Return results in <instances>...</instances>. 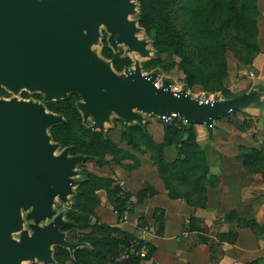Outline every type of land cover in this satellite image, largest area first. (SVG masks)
I'll return each instance as SVG.
<instances>
[{
  "label": "water",
  "instance_id": "95a60500",
  "mask_svg": "<svg viewBox=\"0 0 264 264\" xmlns=\"http://www.w3.org/2000/svg\"><path fill=\"white\" fill-rule=\"evenodd\" d=\"M136 7L134 0H0V87L14 95L41 93L46 103L77 93L84 123L102 134L113 117L127 128L154 116L167 126L174 118L185 128L202 125L212 140L219 120L264 106L256 87L230 99L176 91L157 71L146 74L138 60L118 73L94 48L104 28L115 52L124 45L150 58L148 42L138 39L140 28L130 20ZM63 123L43 104L0 99V264H56L54 248L73 258L87 246L68 240L65 229L73 223L55 208L76 194L84 182L78 167L91 160L71 156L69 148L56 154L61 146L49 131Z\"/></svg>",
  "mask_w": 264,
  "mask_h": 264
},
{
  "label": "rangeland",
  "instance_id": "374dc122",
  "mask_svg": "<svg viewBox=\"0 0 264 264\" xmlns=\"http://www.w3.org/2000/svg\"><path fill=\"white\" fill-rule=\"evenodd\" d=\"M134 2L137 4V12L130 17V20L135 21L140 28L137 33L138 39L148 42L147 48L151 51V57L142 58L136 53H128V48L124 45L119 46L115 52L109 45V34L104 28H101L100 44L94 48L99 56L117 64L118 73L134 68L138 60L146 74L157 71L160 74V81L171 80L176 91L183 88L196 97L208 96L220 99H230L248 90L253 84V79L257 76L255 61L262 46L258 40L257 0H134ZM4 90L6 92L0 91V99L16 97L19 100L47 105L41 93L23 91L14 95ZM148 118L150 124L155 122L159 128L164 129L162 144H158L152 136L153 142L162 149L166 165L164 168L161 169L159 161L162 155L157 151L152 152L145 142L135 148V141L129 136L125 137L123 122L113 117L104 137L96 138L89 135L86 139L85 136H79L75 142L80 150L97 156V159L89 160L78 167L80 178L85 180L94 176L99 177L98 175L101 176L99 170L104 169L105 173L111 176L108 179L112 181V187H115L112 178L116 167L122 168L127 173L139 170L140 159L137 156L147 154L157 175L161 177L164 169L166 171L170 169L168 178L173 179L176 177L173 170L175 171L179 158L176 141L183 138L189 142L191 162L200 160L201 173L204 171L202 160L205 158L206 144L204 147L201 145L204 141L199 135L200 129L197 131L192 128L190 134L181 137L178 130L183 128L182 122L174 118L172 123L176 134L169 135L166 140V123L154 116ZM89 125L91 122L88 123ZM75 133L79 134V130H75ZM170 140L172 143H168ZM63 150L61 146L56 154L59 155ZM130 150L133 152L130 153ZM78 190L79 188L76 189L74 196L69 197L68 204L57 201L55 207L58 213L62 211L65 213L66 220L76 221L79 225V227L71 225L65 229L68 240L74 243H78L81 239L93 242L105 241L108 237L107 233L92 235V230L84 229L86 223L93 225L96 222L93 221L94 216L83 207L76 205L75 197ZM92 193L94 194V191ZM88 204L91 206L94 201H89ZM24 216L26 217V213ZM25 228H28L27 221ZM13 238L19 239L20 234H14ZM84 249L90 248L85 246ZM91 255L83 253L81 258L85 263L93 264ZM53 257L63 264L69 261V256L57 247L54 248ZM129 260L123 263H117L115 260V263L131 264ZM25 264L43 263L33 261Z\"/></svg>",
  "mask_w": 264,
  "mask_h": 264
},
{
  "label": "crops",
  "instance_id": "0c3cea01",
  "mask_svg": "<svg viewBox=\"0 0 264 264\" xmlns=\"http://www.w3.org/2000/svg\"><path fill=\"white\" fill-rule=\"evenodd\" d=\"M257 8L262 45L255 61L257 76L238 94L255 87L264 93V0H257ZM149 122L146 117L148 133L162 144L164 129ZM216 124L212 140L204 126H192L201 131V145L206 144L209 172L191 202L170 196L147 154L137 156L139 170H114L115 187L133 202L131 206L129 200L132 212L125 221L119 220L106 192H96L93 221L140 236L152 249L139 264H264V106L231 113ZM105 172L100 169L98 176L110 179ZM149 189L154 194L139 200L138 194ZM139 218L149 228L143 235Z\"/></svg>",
  "mask_w": 264,
  "mask_h": 264
},
{
  "label": "trees",
  "instance_id": "16d2710c",
  "mask_svg": "<svg viewBox=\"0 0 264 264\" xmlns=\"http://www.w3.org/2000/svg\"><path fill=\"white\" fill-rule=\"evenodd\" d=\"M143 1V0H142ZM234 1V0H232ZM108 56V55H107ZM106 56V57H107ZM109 58V57H108ZM108 60V59H107ZM114 69L116 70V65L112 62ZM117 71V70H116ZM118 72V71H117ZM0 91H5L0 87ZM6 92V91H5ZM234 97V96H233ZM77 99V100H76ZM81 102V97L77 93H73L69 96L67 100L60 102H49L46 105L48 111L62 115L65 119V123L56 125L52 127L49 131L52 141L54 143L60 144L63 149L69 148L71 156H87L90 157L91 160L97 159L96 155L87 153L83 150H80L78 146L75 144L79 136H85L88 139L89 135L91 137H104L105 134L100 132L93 131L88 123L85 124L83 121V117L81 112L78 109V103ZM182 129L178 130L180 132L179 135L181 137L185 136V134H190L192 127L185 128L182 123ZM79 130V134L75 133V130ZM67 133V134H66ZM166 140L169 135L176 134L174 129V123L171 125H166ZM66 134V135H65ZM125 137L129 136L131 140L134 142V147L138 148L140 143L145 142V145L152 151L158 152L161 157H159L161 169L166 165L164 163L162 149L158 144L156 145L153 142L152 136L148 133L146 125L141 126L139 124L131 125L127 128L124 127ZM135 135V136H134ZM178 135V134H177ZM90 137V138H91ZM68 139V141H65ZM92 139V138H91ZM145 140V141H144ZM172 143V140L170 142ZM176 144L178 146V161L176 162V169L173 172L175 173V178L170 179L169 173L170 169L166 171L165 169L162 171L161 179L163 180L166 189L168 190L170 196L174 199L176 198H185L188 201H192L194 194L202 189L200 188V184L203 183L204 179H207L209 168L207 163V158H203V172L199 167L200 160H193L191 162L190 154L188 150L189 142L184 138L181 140H177ZM166 172V173H163ZM167 175V177L165 176ZM84 180V179H83ZM97 190H105L108 196L109 201L113 205L118 213L122 214L125 210L127 204H129V200L131 201V196L125 195V197L121 196L122 190L119 186L112 187V181L109 179L99 178V177H90L89 179H85L83 184L79 187L77 191V195L75 197V203L79 207H83L91 216H95L94 209L96 205L99 203L98 197L96 195ZM203 190V189H202ZM94 191V194L92 193ZM153 191L144 190L138 194L139 200H143L148 195H153ZM86 201V202H85ZM89 201L93 202L91 206L88 204ZM130 205H133L131 201ZM132 212V208H131ZM71 222V221H70ZM74 222V223H73ZM72 225L79 227L76 221H72ZM84 229L92 230L91 234H103L107 233L108 237L104 240H98L97 242H93L92 240H82L78 241V243H84L89 246L90 249L81 248L75 251L74 256L72 258L71 253L67 249L59 248L64 253H66L69 257V261H73L74 264H87L82 260L81 255L83 253L92 254L91 261L96 264H109L115 263L116 258L121 254L123 249L130 245V243L136 239V237L131 236L127 233H123L121 230L117 228H112L108 225L101 224L96 222L93 225H89V222L84 225ZM112 236V237H109ZM87 251V252H86ZM152 253V249H151ZM142 259L139 258H131L128 262L131 264H139ZM57 264H63L58 259L55 260ZM116 264V263H115Z\"/></svg>",
  "mask_w": 264,
  "mask_h": 264
},
{
  "label": "built area",
  "instance_id": "2783aa9c",
  "mask_svg": "<svg viewBox=\"0 0 264 264\" xmlns=\"http://www.w3.org/2000/svg\"><path fill=\"white\" fill-rule=\"evenodd\" d=\"M163 122H165V121H163ZM121 185H123V183ZM124 194L125 193L122 190L121 196L124 197L125 196ZM116 212L119 216V220L121 222H123L127 219L129 214L131 213V206L129 204H127V206L125 207V210L122 214L118 213V211H116ZM138 229L140 231V234H142V235L144 233H146V231L149 230L146 222H144L142 220V218H139V220H138ZM150 255H151V248L142 239V237L139 236V237H136V239L133 240L130 243V245L126 246L123 249L121 254L116 258V262L117 263H123V261L129 260L131 258L147 259L150 257Z\"/></svg>",
  "mask_w": 264,
  "mask_h": 264
},
{
  "label": "bare ground",
  "instance_id": "6f19581e",
  "mask_svg": "<svg viewBox=\"0 0 264 264\" xmlns=\"http://www.w3.org/2000/svg\"><path fill=\"white\" fill-rule=\"evenodd\" d=\"M25 264V263H24Z\"/></svg>",
  "mask_w": 264,
  "mask_h": 264
}]
</instances>
